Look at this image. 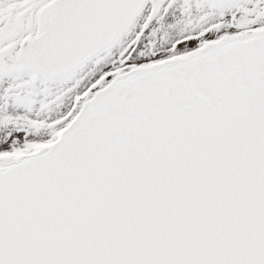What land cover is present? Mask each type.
<instances>
[{
    "label": "snow or ice",
    "instance_id": "1",
    "mask_svg": "<svg viewBox=\"0 0 264 264\" xmlns=\"http://www.w3.org/2000/svg\"><path fill=\"white\" fill-rule=\"evenodd\" d=\"M0 264H264V0H0Z\"/></svg>",
    "mask_w": 264,
    "mask_h": 264
}]
</instances>
